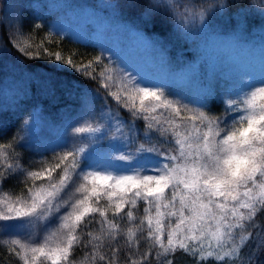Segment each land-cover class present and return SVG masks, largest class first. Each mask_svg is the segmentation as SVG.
Instances as JSON below:
<instances>
[{"label":"snow or ice","instance_id":"1","mask_svg":"<svg viewBox=\"0 0 264 264\" xmlns=\"http://www.w3.org/2000/svg\"><path fill=\"white\" fill-rule=\"evenodd\" d=\"M109 7L115 20L120 5ZM135 7L140 14L134 24L106 21L101 27L166 56L162 38L142 29L159 23L171 37L186 40L213 20L216 6L137 0ZM250 14L264 20V0L239 10L234 25L251 31ZM97 48L98 55L79 64L71 55L49 54L58 68L98 85L96 95L81 94L87 97V103L81 99L87 117L72 129L78 141L66 140L51 151V160L41 154L34 161L37 170L25 168L20 158L33 148L38 115L33 110L8 142H0V193L9 179L31 181L15 199L0 195V238L8 237V251L23 264H73L72 253L80 246L88 249L90 264H174L177 252L198 264H264V82L245 76L232 85L205 73L199 100L185 103L181 96L169 98L168 88L145 85L104 46ZM19 50L26 53L25 47ZM195 59L191 54L189 60ZM204 69L201 63L199 70ZM214 106H220L219 114ZM137 121L144 122L142 135ZM104 140L122 145L119 154L109 156L110 164L89 163L86 157ZM153 157L151 165L138 163ZM40 180L46 183L37 185ZM140 202L143 216L137 222L133 209Z\"/></svg>","mask_w":264,"mask_h":264},{"label":"rangeland","instance_id":"2","mask_svg":"<svg viewBox=\"0 0 264 264\" xmlns=\"http://www.w3.org/2000/svg\"><path fill=\"white\" fill-rule=\"evenodd\" d=\"M203 3L213 2L210 0ZM109 5L104 0H7L6 14L11 21L24 17L25 20L48 22L53 32L97 50V46L102 45L125 69L138 75L142 83L168 88L171 93L169 98L178 99L181 96L186 99L185 103L187 100H199L205 73L219 83L232 85H239L245 76L251 77L253 83L264 82V20L248 27L251 31H242L238 23H233L239 22L240 17L236 15L233 19L227 18L221 10L214 8L213 20L202 31L189 36L186 47L180 44L165 45L166 56H161L142 43L128 39L122 32L115 29L105 32L101 27L102 22L133 24L118 11L113 20V10ZM89 25L95 30L90 29ZM191 54L196 56L194 61L189 60ZM201 63L205 64L204 72L199 70ZM1 81L0 129L16 120L20 121V127L23 119L33 110L38 112L31 130L33 148L25 150L28 152L27 157L21 163L25 168L37 170L38 165L34 161L40 160L41 154L51 160V151L61 147L66 140L78 141L72 129L81 126L87 117V110L81 101L83 99L87 103V97H81V94L91 92L96 95L97 91L66 78H57L53 74L23 73L18 67L13 68L8 78ZM96 106L99 109V99ZM111 108L114 112L118 110L115 101H111ZM119 111L126 114H121L123 119L129 120L125 110ZM136 123L142 135L144 122ZM98 147L86 157L91 164H110L109 156L119 154L117 152L122 149L118 142L110 144L108 140L99 142ZM156 159L146 158L138 163L151 165ZM112 166L124 167L120 164ZM54 178L59 179V170L54 173ZM28 182L31 184L30 180ZM36 183L40 185L46 181ZM5 193L3 191L0 195ZM10 195L15 199L21 194ZM143 207L140 202L138 211L133 209L134 213L143 216ZM7 239V236L0 238L3 244ZM20 264H23L21 260Z\"/></svg>","mask_w":264,"mask_h":264},{"label":"trees","instance_id":"3","mask_svg":"<svg viewBox=\"0 0 264 264\" xmlns=\"http://www.w3.org/2000/svg\"><path fill=\"white\" fill-rule=\"evenodd\" d=\"M111 5H120L117 9L118 12L123 14L127 20L131 23H135L137 17L140 14V9L135 7L137 0H104ZM203 1L210 0H189L191 3H203ZM216 6L217 11L221 10L227 18L233 19L234 16H238V11L241 9H247V6L251 4L252 0H211ZM6 2L7 0H0V83L1 80L8 78L10 71L18 67L23 73L35 75L38 72H44L47 74H53L57 78H66L67 80L78 83L81 86L91 88L97 91L98 85L89 80H85L83 77L77 75L74 71L65 68H58L54 60V55L49 58V54L55 52H61L64 58H68L70 55L72 59L77 63L87 62L90 58L99 54V51L90 45L82 44L80 42L69 39L64 36H56L48 22H39L37 20H25L24 17L19 18L16 21H11L6 14ZM133 5V6H130ZM248 27L257 24L261 21V18L255 14H250L248 17ZM40 23L43 25L41 29H35L34 25ZM145 33L151 36L152 33L158 34L165 45L180 44L182 47H186L187 39H178L171 37L165 27L157 23L152 28L143 29ZM51 33V35H49ZM51 40V43H49ZM20 47L26 48V53L21 52ZM12 67V69H11ZM34 88V87H33ZM101 91H103L101 89ZM110 99V98H109ZM219 107L214 106L213 111L219 114ZM122 115L126 116L123 111H120ZM19 122H10L7 127L0 132V142H8L13 134L19 128ZM139 124H142L139 122ZM143 126V125H142ZM140 125V127L142 128ZM27 151H23L20 158V162L27 157ZM29 184L22 176H18L13 179L5 181L3 185V191L10 194H24L27 192L25 184ZM106 203V201H101ZM138 211V208L136 209ZM123 215V214H122ZM137 215V222L142 216ZM96 219H99L97 216ZM122 225L124 222H121ZM90 229L93 225L89 226ZM98 227V225H95ZM82 240L86 237L82 236ZM88 249L83 246L77 247L72 253L73 264H90V261L86 258L85 253ZM249 249L245 250L244 255L249 253ZM264 261V257H261ZM0 264H20L19 258L8 251V246L3 244L0 240ZM174 264H198L195 257L188 256L182 252L176 253ZM240 264H246V261H241Z\"/></svg>","mask_w":264,"mask_h":264}]
</instances>
